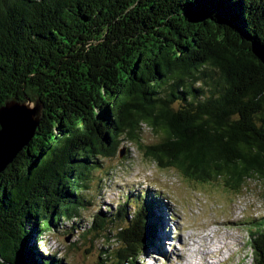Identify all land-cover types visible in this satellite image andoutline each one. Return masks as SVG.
Here are the masks:
<instances>
[{"label": "trees", "instance_id": "16d2710c", "mask_svg": "<svg viewBox=\"0 0 264 264\" xmlns=\"http://www.w3.org/2000/svg\"><path fill=\"white\" fill-rule=\"evenodd\" d=\"M253 45L264 46V0H0V107L40 106L34 137L0 174V264H63L34 237L79 217L92 171L122 142L191 182L235 194L264 184ZM143 128L159 141L143 146ZM126 208L93 219L120 222L116 264L152 245L153 205ZM255 226L246 246L264 264V217Z\"/></svg>", "mask_w": 264, "mask_h": 264}, {"label": "rangeland", "instance_id": "374dc122", "mask_svg": "<svg viewBox=\"0 0 264 264\" xmlns=\"http://www.w3.org/2000/svg\"><path fill=\"white\" fill-rule=\"evenodd\" d=\"M140 139L143 146L159 141L146 128ZM99 164L81 193L88 205L72 221L60 220L36 234L38 251L55 254L63 264H116L111 255L118 248L120 222L106 223L100 230L92 229L93 219H111L124 205L129 216L147 201L153 205L152 245L136 264H252L246 244L249 231L264 217L261 180H248L238 194L220 180L191 182L175 170L158 169L126 142ZM72 222L78 226L71 233Z\"/></svg>", "mask_w": 264, "mask_h": 264}, {"label": "water", "instance_id": "95a60500", "mask_svg": "<svg viewBox=\"0 0 264 264\" xmlns=\"http://www.w3.org/2000/svg\"><path fill=\"white\" fill-rule=\"evenodd\" d=\"M252 54L264 65V46L253 45ZM39 110L30 100L10 101L0 107V174L34 137Z\"/></svg>", "mask_w": 264, "mask_h": 264}, {"label": "bare ground", "instance_id": "6f19581e", "mask_svg": "<svg viewBox=\"0 0 264 264\" xmlns=\"http://www.w3.org/2000/svg\"><path fill=\"white\" fill-rule=\"evenodd\" d=\"M178 257L177 259H181L182 258V255L181 254H176Z\"/></svg>", "mask_w": 264, "mask_h": 264}]
</instances>
